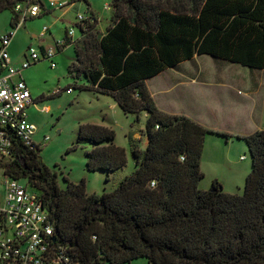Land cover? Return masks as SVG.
I'll return each mask as SVG.
<instances>
[{
	"label": "trees",
	"instance_id": "trees-1",
	"mask_svg": "<svg viewBox=\"0 0 264 264\" xmlns=\"http://www.w3.org/2000/svg\"><path fill=\"white\" fill-rule=\"evenodd\" d=\"M17 5L42 9L43 0H0L11 28L19 22ZM110 12L103 32L77 23L73 42L65 32L75 54L67 72L85 80L79 90L111 96L134 116L136 127L144 116L138 130L144 145L128 134L133 171L113 190L88 194L83 180L64 177L61 185L39 146L12 134L9 157L0 159L3 176L39 194L55 242L67 247L72 264H131L138 258L147 264H264V129L232 136L164 113L146 86L200 55L264 70V0H111ZM209 135L245 142L251 170L242 194L225 192L217 181L200 188ZM114 139L112 129L81 124L72 148L89 144L87 170L108 178L127 164L126 150Z\"/></svg>",
	"mask_w": 264,
	"mask_h": 264
},
{
	"label": "rangeland",
	"instance_id": "rangeland-1",
	"mask_svg": "<svg viewBox=\"0 0 264 264\" xmlns=\"http://www.w3.org/2000/svg\"><path fill=\"white\" fill-rule=\"evenodd\" d=\"M50 1H65L68 5L62 9L53 8L49 6ZM71 1L43 0L40 15L21 23L15 30V35L8 47V55L12 59L14 67H17L16 64L20 62L22 53L29 46L35 48L39 53L40 45L56 49L55 43L62 40L65 32L69 29L74 30L72 41H75L79 36L76 20L78 15L85 17L91 13L94 14L99 20L97 30L99 32L105 30L111 15L110 10L105 7L110 5L111 0H74L75 3L70 5ZM10 19L9 11L0 14V36L13 32ZM44 26L48 30L41 42L37 36ZM74 57L73 45H68L56 52L52 58L56 64L55 68L50 67V60L41 59L22 71V79L27 84L33 101L42 97V100L36 103L37 111L30 108L27 118L36 127L32 142L39 146L42 161L57 174L60 184L64 185V177L73 183L83 180L88 194L99 195L102 192L113 190L124 176L133 171V160L128 151V134L134 132L135 137L142 142L140 145L142 147L145 140L138 130L143 129L145 118L141 115L138 127H136L134 116L124 114L111 97L99 96L88 90H79L78 87L83 85L85 80L83 78L75 80L67 72L68 66L74 62ZM198 69L208 71L234 69L237 74L234 79L243 80V85L239 83L236 88L227 86L218 88L215 78L212 79L214 81L212 90L214 93H219L223 99L229 96L231 103L236 104H234V108L238 112L240 109L241 112H248L255 108V115H258L255 118L260 119L258 121L264 126L263 70L251 69L209 55H200L197 59L181 63L174 69V72L186 73ZM254 82L258 85V93L254 94V99H252V96L249 97L244 93ZM157 83L158 80H151L148 87L154 89ZM68 87L72 89L71 93L67 92ZM57 89L61 92L53 95V91ZM229 118L220 121L219 126L237 130L239 120L233 121L232 117ZM86 123L104 126L114 131L115 145L123 147L127 153V164L123 170L109 174L108 178L105 172L87 170L86 153L91 150V146L86 143L77 149L72 148L79 125ZM200 169L201 172L203 171V175L205 174L200 182L201 187L209 188L208 182L212 176L216 178L225 192L242 194L245 180L251 170V158L245 142L242 140L229 142L224 138L209 137L204 143ZM21 182L25 184L24 181ZM131 264H147V261L144 258H138Z\"/></svg>",
	"mask_w": 264,
	"mask_h": 264
},
{
	"label": "built area",
	"instance_id": "built-area-1",
	"mask_svg": "<svg viewBox=\"0 0 264 264\" xmlns=\"http://www.w3.org/2000/svg\"><path fill=\"white\" fill-rule=\"evenodd\" d=\"M65 5L60 1L49 2V6L58 9ZM14 10L19 13L18 24L13 32L0 36V159L9 157L12 134L19 137L25 145H35L32 137L36 127L27 118V109L34 101L21 77L22 71L41 59L50 60V67L55 68L52 58L67 42H57L56 49H42L40 53L30 46L19 67H14L8 55L14 31L26 18L38 17L41 7L17 5ZM88 18L78 15L76 20L86 26V23L89 25ZM66 36L72 41L74 30H67ZM60 92L57 89L54 94ZM67 92L71 93L72 89L68 88ZM71 262L67 247L55 242L53 225L42 206L39 194L20 180L5 178L0 169V264H72Z\"/></svg>",
	"mask_w": 264,
	"mask_h": 264
},
{
	"label": "crops",
	"instance_id": "crops-1",
	"mask_svg": "<svg viewBox=\"0 0 264 264\" xmlns=\"http://www.w3.org/2000/svg\"><path fill=\"white\" fill-rule=\"evenodd\" d=\"M61 2H64L66 4L65 6L68 5V3H66L65 1H61ZM74 3L75 1L72 0L69 4L73 5ZM106 7H108V9ZM106 7L105 9L110 10V5H107ZM46 13L48 12L46 11ZM87 17H89L87 19V22H89V25H92L95 27L99 25V20L94 14L91 13ZM109 21H110V18H109ZM44 29L48 30V28L44 26L39 32V35L37 36L38 38H40L41 42L43 41V37L45 36V32L47 31V30L44 31ZM15 32L16 31H14L13 36L15 35ZM62 40H64V38ZM56 44L57 42L55 43V45ZM67 46L68 45L66 42L64 47L59 48L58 52ZM47 48H50V47H44L43 45H40V50L47 49ZM24 54L25 52L22 53V58L19 63L15 62L17 63L16 64L17 67H19L24 57ZM197 58H199V56H194L193 60ZM10 61H11V65H13V61L11 58H10ZM175 68L167 69L161 72L160 74H158L157 76L151 79H148L146 81V86L148 88V91L151 97L153 98L155 105L157 106L159 110H161L164 113L171 114V115H184L208 129L228 133L232 136H246V135L254 133L255 131L264 129V126L261 124V122L258 121L260 119L255 118V116H258V115H255L256 114L255 108H253L252 111H248V112H241L242 110L240 109V111L238 112L236 108H234L235 103L234 102L231 103V98H229V96H226V99H223V97H221L219 93H214V91L212 90V88L214 87L212 86L214 83L212 79H215V78H216V84L218 85V88L224 87V86H227L228 88H236V86H238L239 83L243 85L244 84L243 80L239 81L238 78L237 80L234 79L237 76L234 69L217 70V71H208V70L198 69L193 72H186V73L178 72L177 73V72H174ZM21 77H22V73H21ZM151 80H158L157 86H155L154 89H151L150 87H148V83ZM55 91L56 90L53 91V95H55L54 94ZM238 92L240 93V91ZM257 93H258V85H256V82H254L252 86L248 89V91L244 94H246L249 97L252 96L251 98L254 99L253 96L254 94H257ZM96 95L111 97L109 95H102L99 93H96ZM39 100H42V97H40V99H35L34 104L28 107L27 116L29 114L30 108H32V110L34 111H37L36 103ZM115 105L118 107L116 102H115ZM229 117H232L231 120L233 121L239 120V125L237 126V130L226 128V126H224L225 128L219 126L220 121H225L227 119H230ZM244 129H245V132H243ZM209 137H213L217 139L221 138L218 136L209 135L206 137L205 141ZM133 138L138 139L137 137H135V133L133 134ZM232 140L240 141L235 138H231L228 141L232 142ZM204 177H205V174H204ZM209 179L210 181L208 183H209V188H210L212 183L217 180L215 177L213 178L212 176ZM200 188L203 190L208 189V188H204L201 186Z\"/></svg>",
	"mask_w": 264,
	"mask_h": 264
}]
</instances>
